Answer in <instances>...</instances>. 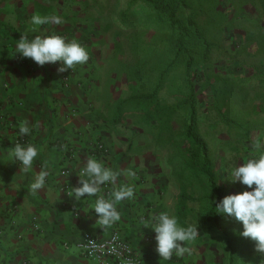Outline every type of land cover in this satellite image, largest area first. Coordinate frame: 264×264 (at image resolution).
<instances>
[{"label": "rangeland", "instance_id": "374dc122", "mask_svg": "<svg viewBox=\"0 0 264 264\" xmlns=\"http://www.w3.org/2000/svg\"><path fill=\"white\" fill-rule=\"evenodd\" d=\"M130 2L97 0L96 7L90 11L96 16V22L80 26L81 30L76 28L79 23L73 22L53 30L52 35L63 36L68 42L75 40L85 47L89 54L87 64L66 71L74 75L78 69H85L92 76L86 91H90L86 97L91 107L88 116L99 123L103 118L109 121L113 118L106 127L111 135L117 134L124 141L117 139L116 144L131 147L132 159L139 169L138 181L152 187L154 196L169 203V212L177 217L182 227H187L193 224L191 219L196 215L180 209L181 194L187 190L193 200L199 202L209 194V187L208 181L200 175L187 172L189 143L185 134L189 118L188 112L180 109L186 88L184 66L168 75L165 90L154 101L144 100L152 93L153 89L149 87L155 86L160 70L167 65L165 50L159 49V53L155 50L160 45L164 47L169 37L146 23L149 12L140 7L130 12L136 24L123 27L120 19ZM220 3V11L213 15L207 13L211 1L199 3L203 5L199 20L213 46V54L207 68L200 65L194 72L202 71L205 76H211L216 96L210 95L212 100L209 101L205 95L207 90L201 92L204 105L198 111L201 113L199 122H202L198 132L208 146L216 177L230 189L240 191L246 186L228 179L231 167L258 156L255 144L258 141L264 143V88L261 86V80H264V10L258 0H221ZM192 9L198 10L199 6ZM13 10L11 5L12 15ZM15 10L19 13L14 15L18 22L24 21L29 27L31 22L26 20L22 9ZM138 45L150 54L147 88L134 75L138 61L144 56L149 58L148 54L137 53ZM134 97L139 101L135 102ZM95 103L102 106V112L96 110ZM216 103L228 118L250 124L248 133L255 142L254 147L247 150L252 145H243L240 141L243 136L229 131L224 124L212 130L209 128L210 121L219 116ZM198 202L191 201L189 206L198 209ZM222 245L210 241L205 247L195 241L190 245L191 257L186 254L184 259L174 258L180 260V264H228L229 251ZM246 248L244 246L242 254L235 257L236 264H252L256 258L257 255L247 257Z\"/></svg>", "mask_w": 264, "mask_h": 264}, {"label": "crops", "instance_id": "0c3cea01", "mask_svg": "<svg viewBox=\"0 0 264 264\" xmlns=\"http://www.w3.org/2000/svg\"><path fill=\"white\" fill-rule=\"evenodd\" d=\"M11 5L0 4V264H106L86 258L78 244L87 236L107 240L114 233L134 248L144 264H180L174 257L162 261L156 251V233L145 225L161 211L169 212V203L138 181L131 147L116 144L120 138L106 127L113 118L99 123L88 116L90 91H86L92 76L85 69L72 75L59 71V62L40 66L15 54L16 40L32 26L18 22ZM40 34L48 36L52 31L47 27L28 33L30 38ZM67 74L68 86L63 81ZM94 107L103 111L96 103ZM24 121L31 130L30 144L39 149L28 173L8 156ZM96 142H103L109 153H98ZM90 156L120 173L116 184L109 185L111 191L135 186V199L118 205L121 220L104 230L96 223L94 211H83L91 207L95 197L76 201L69 196L72 188L80 186L78 173ZM45 163L49 172L45 187L31 193L28 188ZM129 169L136 172L134 178L127 176ZM66 171L70 174L63 175Z\"/></svg>", "mask_w": 264, "mask_h": 264}, {"label": "trees", "instance_id": "16d2710c", "mask_svg": "<svg viewBox=\"0 0 264 264\" xmlns=\"http://www.w3.org/2000/svg\"><path fill=\"white\" fill-rule=\"evenodd\" d=\"M208 1H211V6L207 9L208 14L213 15L217 11H220L221 0ZM258 1L264 10V0ZM2 3L12 4L14 15H19L15 8L22 9L28 22H31V17L34 14L42 16L51 14L59 15L64 23L61 25L51 24L52 27L50 29L52 32L53 30L57 31L63 25H70L73 22L79 23L76 27L78 30H81L80 26L87 23H94L92 21L96 22V16L94 17L90 14V11L96 7L97 0H0V4ZM199 3H201V0H131L127 11L120 19V23L123 27H133L136 21L132 19L130 12L136 11L140 7L142 11L149 12V19L146 20V23L154 26L157 30L165 33L169 37L166 39L164 47L160 45L155 50V53H159V49L165 50L164 56L167 57V65L164 69L160 70L154 87H149V81H147L146 77L151 62L150 54H148V50L141 48V43V47L139 45L136 47L137 53H144L149 56V58L145 56L141 58L134 69V75L137 77L138 82H143L144 88L149 87L153 89L149 96L144 97V100L154 101L165 90L168 84L166 81L168 75L184 66V83L186 88L184 87L185 97L181 102L180 109L187 111L189 118V126L185 134L189 143V149L187 151L189 167L187 172L200 175L201 179L208 181L209 187V194L199 200L200 207L198 209L191 205L189 206L191 201L195 203L198 201H194L187 190L181 194L180 209L185 213H195L196 215L195 219H191L193 220V224L197 226L199 232L196 242L205 247L209 245L210 241L213 243H222V246H225L226 250L229 251L228 264H236L235 257L237 254H242L243 247L245 246L248 249L247 257L253 258L254 255H257L252 260V264H262L264 253L255 250L254 241L240 235L243 231L242 223L238 222L234 217L217 214L215 209L216 204L224 196L251 189H248L247 186L240 191L230 189L216 177L208 146L198 132L199 125L202 123L199 122L201 113H198V111L204 105V94L201 92L207 90L205 95L209 101L212 100L210 95L213 94L216 96V92L212 90L215 82H213L211 76H205L202 71L194 72L195 67L200 65L207 68L211 64V56L213 54V46L207 40L199 20L200 12L203 10V5H199ZM198 6V10L192 9ZM31 26L33 27L32 24ZM94 26L96 27V23ZM47 27V24L41 25L39 29H45ZM153 59L154 57L151 58V60ZM155 62H161V60ZM261 86L264 88V80H261ZM207 87L208 89H206ZM132 99L135 102L139 101L137 97ZM216 106L220 108L217 103ZM219 108L217 109L219 116L210 121L209 128L212 130L220 124H224L226 127H229V131H234L239 136H243L240 140L243 141V145H252L247 150L254 147L255 142L252 136H250V133H248L250 124L245 125L241 119L235 120L228 118V115H225L222 109Z\"/></svg>", "mask_w": 264, "mask_h": 264}, {"label": "clouds", "instance_id": "9594fccd", "mask_svg": "<svg viewBox=\"0 0 264 264\" xmlns=\"http://www.w3.org/2000/svg\"><path fill=\"white\" fill-rule=\"evenodd\" d=\"M63 19L56 14L39 15L31 17L33 27L30 32H37L39 26L46 24H63ZM29 32L23 33L19 40H16L15 54L19 53L24 58H31L40 66L47 63L61 62L59 71L73 69L77 65H86L89 54L85 47L77 41H66L60 35H36L30 38ZM28 122H22L19 134L27 136L30 134ZM255 149L258 156L247 159L242 165L234 164L230 170L232 183L239 182L248 189L237 194L224 196L215 209L217 214L234 217L242 223V237L249 238L255 242V250L264 253V143L257 142ZM9 161L19 162L22 172L28 173L33 170L36 158L39 156V149L33 144L23 145L17 143L8 151ZM127 176L135 177L136 172L129 169ZM80 186L72 188L70 197L76 201H85L89 197H95L94 203L85 213H94L98 216L96 223L104 229L111 228L121 220V212L118 205L125 200L135 199V186L126 185L107 194V198L101 195L103 187L115 185L120 173L113 168L90 156L83 163L79 173ZM49 172L46 163L41 166L39 172L30 184L28 191L38 193V190L45 187ZM254 186V187H253ZM151 226L156 235V251L162 261L168 262L173 257L184 259L193 255L190 247L198 236V228L195 224L182 227L175 215L168 211H161L152 219Z\"/></svg>", "mask_w": 264, "mask_h": 264}, {"label": "built area", "instance_id": "2783aa9c", "mask_svg": "<svg viewBox=\"0 0 264 264\" xmlns=\"http://www.w3.org/2000/svg\"><path fill=\"white\" fill-rule=\"evenodd\" d=\"M63 81L68 86L70 74H67ZM75 114L76 112L74 111ZM17 143L23 145L30 144V136L20 135L15 140L14 145ZM94 148L100 154L107 155L109 153L108 148L103 142H96ZM62 174L69 175L70 172L66 171ZM109 192H111L110 186L103 187V195L106 198ZM78 248L86 258L98 260L106 264H109L111 261L115 262V264H144L134 248L119 233H114L107 240H99L95 237L87 236L78 244Z\"/></svg>", "mask_w": 264, "mask_h": 264}]
</instances>
